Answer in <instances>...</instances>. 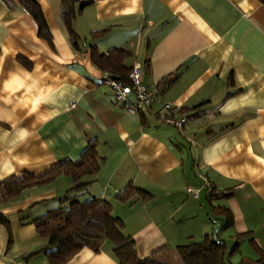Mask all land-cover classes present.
Returning <instances> with one entry per match:
<instances>
[{
    "label": "crops",
    "instance_id": "1",
    "mask_svg": "<svg viewBox=\"0 0 264 264\" xmlns=\"http://www.w3.org/2000/svg\"><path fill=\"white\" fill-rule=\"evenodd\" d=\"M36 1L53 45L18 0H0V184L76 161L93 144L100 168L76 193L110 201L139 257H174L179 245L241 234L256 259L236 249L229 263L258 264L251 239L264 252V0H83L74 20L77 47L60 0ZM91 46L127 49L126 63L144 66L143 82L154 95L149 109L114 101ZM168 74L178 77L161 89ZM165 105L186 117L180 129L158 118ZM129 184L150 198H115ZM73 185L60 174L0 198L7 221L0 222V264H50L32 219ZM219 207L230 210V226L223 227ZM112 249L104 240L67 264H117Z\"/></svg>",
    "mask_w": 264,
    "mask_h": 264
},
{
    "label": "trees",
    "instance_id": "2",
    "mask_svg": "<svg viewBox=\"0 0 264 264\" xmlns=\"http://www.w3.org/2000/svg\"><path fill=\"white\" fill-rule=\"evenodd\" d=\"M8 2V0H5ZM20 4L33 16L38 25V34L53 45L48 24L41 7L36 0H18ZM83 0H60V18L67 30L69 40L74 47L81 40L74 27V20L82 7ZM101 31H92L95 37ZM130 51L127 49H110L108 52H99L91 46L90 59L92 63L109 77L128 82V75L132 66L126 63ZM178 74L164 76L158 86L161 89L168 87ZM123 106V105H122ZM101 157L93 144H89L76 161H63L52 170L33 176L22 174L13 176L0 184V198L2 201L21 194L26 188L45 184L54 180L58 175L65 174L71 177L74 185L67 193L58 198L57 206L46 210L40 216L32 219L37 234L43 239L40 246L45 251L50 264H67L68 261L81 249L89 248L98 251L104 240L113 244V255L117 264H231L228 256L238 249L241 234L237 238L232 250H228L225 240L220 238L201 239L177 246L175 257L165 255L157 258L154 253L139 257L134 239L125 234L123 221L113 214L110 201L99 195H91L85 200L79 199L76 191L84 189L98 172ZM115 198L122 201L147 200L150 193L142 188L129 184L124 189L114 193ZM131 201V202H132ZM218 213L225 216L223 227L232 224V216L227 207H219ZM0 222L7 225V221L0 214ZM251 243L260 253L258 264H264V252L255 242ZM174 259V260H172Z\"/></svg>",
    "mask_w": 264,
    "mask_h": 264
},
{
    "label": "built area",
    "instance_id": "3",
    "mask_svg": "<svg viewBox=\"0 0 264 264\" xmlns=\"http://www.w3.org/2000/svg\"><path fill=\"white\" fill-rule=\"evenodd\" d=\"M143 73L144 66L135 63L129 72L128 82L114 77H108L104 80L105 84L110 86L114 101L117 104H121L132 111H141L150 108L154 101V95L143 82ZM164 108L166 113L159 114L158 116L161 122L180 129L186 121V117H176L170 114L169 105H165ZM200 177L202 176L200 175ZM187 191L192 193L190 188H187ZM194 195H197V193L194 192Z\"/></svg>",
    "mask_w": 264,
    "mask_h": 264
},
{
    "label": "rangeland",
    "instance_id": "4",
    "mask_svg": "<svg viewBox=\"0 0 264 264\" xmlns=\"http://www.w3.org/2000/svg\"><path fill=\"white\" fill-rule=\"evenodd\" d=\"M202 196H204V195H202ZM80 199V198H79ZM217 219H219L218 217H217ZM215 221V220H214ZM216 223V225H217V232L215 233V237H219L218 235H220V230H221V227H220V222H218V221H216L215 222ZM220 237H222V236H220ZM225 239V241H226V243H227V245H228V250H232V248H233V245L235 244V239H233V240H231V239H229L228 237H226V238H224ZM254 250H253V248L251 247V245L248 243V239H246V238H244V239H240V241H239V245H238V253L239 252H241V253H243V255L244 256H246V257H249V258H251V259H256V255H255V253L253 252ZM167 256H169V257H171L172 255H170V253L167 255ZM175 257V256H174ZM176 258V257H175ZM172 260H174V259H172ZM175 261V260H174Z\"/></svg>",
    "mask_w": 264,
    "mask_h": 264
},
{
    "label": "water",
    "instance_id": "5",
    "mask_svg": "<svg viewBox=\"0 0 264 264\" xmlns=\"http://www.w3.org/2000/svg\"><path fill=\"white\" fill-rule=\"evenodd\" d=\"M114 78H117V77H114Z\"/></svg>",
    "mask_w": 264,
    "mask_h": 264
}]
</instances>
